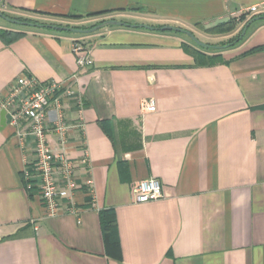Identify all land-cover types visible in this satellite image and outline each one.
Wrapping results in <instances>:
<instances>
[{
	"label": "crops",
	"instance_id": "0c3cea01",
	"mask_svg": "<svg viewBox=\"0 0 264 264\" xmlns=\"http://www.w3.org/2000/svg\"><path fill=\"white\" fill-rule=\"evenodd\" d=\"M252 7L264 13V0H0L1 13L47 25H171L212 44L236 32L209 35L195 24L208 28ZM74 42L91 65H77ZM182 43L190 44L170 32L78 34L0 20V101L20 75L64 84L82 101L62 105L64 121L81 125L67 144L74 213L54 217L23 178L33 159L26 125L10 126L5 112L0 264H264V21L233 48L208 53L221 64L195 65ZM150 98L153 112L142 109ZM46 116L56 121L53 105ZM151 177L163 197L134 202L135 184ZM101 211L114 222L106 236Z\"/></svg>",
	"mask_w": 264,
	"mask_h": 264
},
{
	"label": "built area",
	"instance_id": "2783aa9c",
	"mask_svg": "<svg viewBox=\"0 0 264 264\" xmlns=\"http://www.w3.org/2000/svg\"><path fill=\"white\" fill-rule=\"evenodd\" d=\"M257 10L252 7L241 14L248 16ZM73 53L79 67L92 64L87 48L80 42H74ZM70 99L75 100L81 108L80 96L71 87L52 80L40 82L34 76L20 75L11 82L0 101V109L8 114L10 126L17 128L26 125L25 135L30 138L33 159L29 163L30 168L23 170V178L28 182L29 189L35 187L47 217L58 216L63 211L74 213L71 200L76 189L74 164L67 156V144L70 130L81 125L70 126L64 121L62 105ZM51 105L57 111V119L52 125L46 116ZM142 109L155 111V101L152 98L146 100ZM50 135L54 136L56 147L51 146L48 139ZM87 161V154H84L80 162L87 164ZM90 183L91 180H87V184ZM162 197L161 183L153 177L137 182L133 188V200L136 203L156 201Z\"/></svg>",
	"mask_w": 264,
	"mask_h": 264
},
{
	"label": "trees",
	"instance_id": "16d2710c",
	"mask_svg": "<svg viewBox=\"0 0 264 264\" xmlns=\"http://www.w3.org/2000/svg\"><path fill=\"white\" fill-rule=\"evenodd\" d=\"M2 14L5 15L6 17L12 19V20H16V21L22 23V24H17V25L30 26L29 24H33V27L49 28V27L45 26L47 24L40 23L34 19L23 18V17H11V16H8L4 13H2ZM68 17L74 18V19L80 18V16H77V15H69ZM255 17L259 18L257 21H264V13L254 14V15H251L249 18H247L246 14H240L238 17L229 18L226 21L217 23L214 26H211L208 28H204L199 23L194 25L195 28L200 29L202 32L209 34V35H228L234 31H236L238 25H241L240 29L233 36H231L230 38H228L226 40L219 41L215 44L204 43L205 45H198L195 42H193L188 36L183 34L182 32H173V31H163V32H168V33L170 32V33L184 35L189 40L190 44L182 43L181 47L191 54V56L193 57L195 65L212 66V65L224 63L225 61L222 59L220 54H217V53L208 54V53L209 52H218L222 49L233 48L234 46L239 44L244 39L245 34H246V32H245L244 35L241 37V32H242V29H243L245 23L248 22L249 20L255 18ZM103 21H105V20H103V19L99 20V21L95 22L94 24L87 26V27H84V26L83 27H76V26H74L72 28L83 29V30L90 29V28L98 25L99 23H101ZM249 26H248V28H249ZM67 27H70V26H67ZM160 27H162V26H152V28H153L152 31L162 32L159 30ZM179 28H181V27H179ZM136 29L143 30L141 28L140 29L136 28ZM181 29L186 30L184 28H181ZM100 30H98V31H100ZM16 35H18V34H15V36ZM100 220H101V228H102L103 236H106V235H108L109 232H111L113 230L114 222H113L111 213L109 211H101L100 212Z\"/></svg>",
	"mask_w": 264,
	"mask_h": 264
},
{
	"label": "water",
	"instance_id": "95a60500",
	"mask_svg": "<svg viewBox=\"0 0 264 264\" xmlns=\"http://www.w3.org/2000/svg\"><path fill=\"white\" fill-rule=\"evenodd\" d=\"M0 17L5 19L6 21L10 22V23H14V24H22L16 20H12L8 17H6L5 15H3L1 12H0ZM259 18L258 17H255L251 20H249L248 22L245 23L243 29H242V32H241V37L244 35V33L246 32L248 26L250 24H252L253 22L257 21ZM24 24V23H23ZM30 26H33V24H29ZM46 27H49L53 30H58V31H69V32H72V33H78V34H92V33H95L97 32L98 30L100 29H103V28H106V27H112V26H119V27H128V28H132V29H136V28H141V29H145V30H152V26H148V25H143V24H127L125 22H121V21H118V20H105L101 23H99L98 25L90 28V29H77V28H72V27H67V26H57V25H45ZM160 31H173V32H182L183 34H185L186 36H188L193 42H195L196 44L198 45H205L204 43L200 42L190 31L188 30H183L179 27H176V26H171V25H164L162 27L159 28ZM1 122L0 124L1 125H5V111L2 110L1 112Z\"/></svg>",
	"mask_w": 264,
	"mask_h": 264
},
{
	"label": "rangeland",
	"instance_id": "374dc122",
	"mask_svg": "<svg viewBox=\"0 0 264 264\" xmlns=\"http://www.w3.org/2000/svg\"><path fill=\"white\" fill-rule=\"evenodd\" d=\"M250 17V16H249ZM249 17H247V18H249ZM2 22H4V23H9L8 21H6L5 19H3V18H1L0 19ZM240 27H241V25H238V27H237V30L235 31V32H237L239 29H240ZM183 36V38H185V39H187L184 35H182ZM195 36V35H194ZM200 42H202V43H204V39H202V37H200V36H195ZM226 39H228V38H226ZM226 39H222V40H226Z\"/></svg>",
	"mask_w": 264,
	"mask_h": 264
}]
</instances>
